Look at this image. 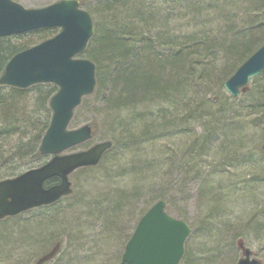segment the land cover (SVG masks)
<instances>
[{"label":"rangeland","instance_id":"1","mask_svg":"<svg viewBox=\"0 0 264 264\" xmlns=\"http://www.w3.org/2000/svg\"><path fill=\"white\" fill-rule=\"evenodd\" d=\"M13 1L36 8L58 0ZM81 7L94 33L122 13L132 16L123 28L142 30V47L153 43L160 56H148L155 65L184 42L200 64L175 79L166 68L168 83L126 108L107 101L110 82L83 97L69 128L90 124L96 134L68 152L118 141L100 167L70 175L71 195L0 220V264H119L143 211L161 194L167 212L191 228L195 264H237L245 247L264 258V112L244 95L261 74L236 100L219 81L238 54L233 43L264 40L262 0H86ZM50 250L53 257L41 260Z\"/></svg>","mask_w":264,"mask_h":264},{"label":"water","instance_id":"2","mask_svg":"<svg viewBox=\"0 0 264 264\" xmlns=\"http://www.w3.org/2000/svg\"><path fill=\"white\" fill-rule=\"evenodd\" d=\"M264 5V0H262ZM59 27L60 31L38 44L14 54L0 76V84L27 88L53 82L57 92L50 100L53 111L49 127L40 144L45 163L0 180V219L56 202L72 193L70 174L80 167L95 166L112 147L111 140L97 142L87 149L68 152L92 139L90 124L70 129L75 108L96 85L93 61L81 54L94 32L90 13L80 0H58L47 6L26 8L13 0H0V38L31 30ZM264 70V44L246 59L224 82L232 96ZM244 89V88H243ZM57 176L60 181L46 186ZM166 201L155 202L139 219L126 243L119 264H179L185 252L189 224L166 211ZM53 257L50 251L41 260ZM250 247L243 250L237 264H261Z\"/></svg>","mask_w":264,"mask_h":264},{"label":"trees","instance_id":"3","mask_svg":"<svg viewBox=\"0 0 264 264\" xmlns=\"http://www.w3.org/2000/svg\"><path fill=\"white\" fill-rule=\"evenodd\" d=\"M80 2L81 5H85L86 0H80ZM121 17L119 21H109V23L112 22L113 26L102 25L100 30L93 34L83 52V55L91 59L96 66V88L94 92L98 93L107 82L111 83L112 90L109 91L107 101L114 109L126 108L127 105L152 98L149 97V93L158 92V90L151 91L155 84L161 85L163 83L162 85H165L168 83L167 80L163 81L166 78V68L169 70V78L175 79L179 71L180 74H184V72L189 74L195 69V67L190 68V65L198 66L200 64L194 53L185 52L188 47L184 42L167 56L169 59L162 62V59L159 58L160 66H158L159 64L155 65L154 60L148 57L152 53L160 57L154 52L153 43L148 45L146 51L142 45L144 43L147 45L148 42L140 36L143 34L142 30L135 31L136 28L134 30L123 28L128 25V18L130 17L123 13ZM131 18L129 23L133 24ZM58 30L56 27L40 28L23 34L1 37L0 76L14 54L53 36ZM259 41L249 40L247 43L232 44V49L238 51V54L233 64L220 77L221 85L222 83L224 85V82L236 71L238 66L264 43V40ZM162 45H165V42H162ZM212 47V45H208L205 52L211 53ZM166 49L164 53L167 54L169 50L167 47ZM143 52L147 53L146 56L143 55ZM143 60L146 62V67L142 65ZM166 61L171 66L167 65ZM153 66H157L159 69L156 70ZM256 82L260 85L251 91L245 92V90L244 95L251 96L252 100L256 101L255 108L259 107L258 110L264 112V73H261ZM180 86L181 84H179ZM57 90V86L53 83H38L28 88L0 84V179L14 176L25 169L41 165L48 159V156L41 154L40 144L52 117L50 99ZM29 92H32L30 96L28 95ZM230 98L232 100L237 99L233 96ZM218 101L221 102L222 99L218 98ZM95 134L93 128V136ZM8 138H15L12 146L7 145L9 142L7 143L6 139ZM117 141H112V147L104 156L113 150L114 142ZM104 156L96 166L81 167L79 168L80 171L100 167ZM59 181V178L55 176L50 178L46 185L55 184ZM164 196L166 195L161 194L158 200L163 199ZM149 207L143 211L142 215ZM259 227L261 231H264V222ZM197 260L198 258L195 257L189 242L186 240L185 252L180 264H195ZM262 260H264L263 257Z\"/></svg>","mask_w":264,"mask_h":264},{"label":"bare ground","instance_id":"4","mask_svg":"<svg viewBox=\"0 0 264 264\" xmlns=\"http://www.w3.org/2000/svg\"><path fill=\"white\" fill-rule=\"evenodd\" d=\"M94 34V33H93ZM230 96H232V95H230Z\"/></svg>","mask_w":264,"mask_h":264}]
</instances>
